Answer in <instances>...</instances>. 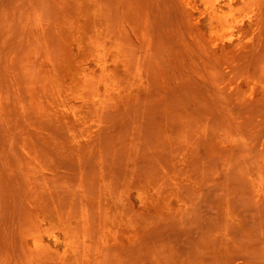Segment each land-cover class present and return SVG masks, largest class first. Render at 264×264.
Segmentation results:
<instances>
[{"label":"rangeland","instance_id":"obj_1","mask_svg":"<svg viewBox=\"0 0 264 264\" xmlns=\"http://www.w3.org/2000/svg\"><path fill=\"white\" fill-rule=\"evenodd\" d=\"M196 1L198 2V9L194 12L193 16L199 18V24L202 30L205 31L207 36H209L211 33L210 31L214 26V22L212 18L209 16L210 14L208 11V7H212V6L219 7L220 8L219 10L221 12L229 11V7L226 5V0H196ZM250 1L252 3L250 2L251 4L245 6L243 11L240 10L241 8H243V3L235 4V8L238 11L237 16L239 17H243L247 13L258 14V11L260 9V14H261L260 16L261 18L263 17L262 19L260 18L261 19L260 24L258 26H255V24L252 25L247 22L244 30L245 31L244 38L251 39L250 44L246 46V48H248L249 50L247 53L250 54L251 51H253V49H256L254 50L256 52L251 53V55L249 56L247 55L248 57H250L249 60L246 58L243 59V54L239 52V50L236 48V45L234 44L229 45L227 49L223 52L224 54L223 62L232 65L238 64L237 65L238 68L236 69L235 67L234 69L235 71L232 69V71L230 72L224 70L222 66L219 65L221 64L219 60L220 57H216V56L220 54L219 53L220 50L216 51L215 53V51L210 50L211 46H205V44L199 43L198 40L201 39L200 35L193 32L194 31L193 26L189 24L191 23V21L188 20L189 16H187L186 13H184L183 11L184 9H183L182 0H107L106 1V3L108 2L110 5V6L107 5V7L109 6L108 7L109 10L113 14L114 13L116 14L114 18L118 16L117 18L119 19L121 15L122 19L120 20L117 19V24L118 25L121 24V26L125 28L122 29L123 32L125 31L128 32V33L125 32V36L127 35L125 39L132 41V42L128 41L129 46H132L130 43H134V45L136 44L135 46L137 47L139 46L138 44H140L136 35L134 34V32L132 31V29L128 24V19L131 17L129 12H132V9L133 11H135V17L138 23L144 25V28L148 33L153 34L154 61L160 64L161 72H162L161 76H157L160 74L159 71L157 72L158 74L155 73V75L157 76L156 80L159 79V82L155 84L156 92L158 93L154 95L155 98L153 97L149 99L151 100L150 105H147L146 107L147 102L144 103L145 108H148L149 106V108L146 111H144L145 110L143 108L144 106L141 105L143 103L141 104L138 103L134 105V107L136 105L138 107L141 106V108H143L142 112H141L142 109L138 111L137 106L135 108L131 107L135 111H132L129 108L131 111H129L128 113V111L126 110L128 114L125 112L124 109L125 112L124 114L130 115L129 116L130 118L128 116L126 117L125 115L123 116L122 115L123 111L120 112V109H117V108H121V110H123L122 109L123 104L119 103L120 106L118 105L119 107L116 106L115 108L118 111V113L120 112V114L118 116L117 115L114 116V113L113 114L111 113L112 115L109 116L108 119H106L105 117L106 113H105L104 116L101 115L103 116L105 121L102 120L101 116L99 118H96L97 120L93 122L96 128L92 129L90 132L87 133L86 132H80V134L79 132L77 133L76 139L79 140L77 145H74V143L70 140L69 143L71 144L69 145L67 143L68 139H66L64 131H62V129L64 130L67 129L66 125H62V127L61 125H57L58 130L59 131L61 130V132L59 133V131L55 126L57 123L55 122L54 126L56 128L55 131L56 134L54 131H52V129L54 130L55 128L51 127V125L47 126L49 127V129L51 128V133L53 132V134L58 135L57 137H55L57 139V142H61L60 141L61 138L65 136V139L67 140V142L66 140H64L65 144L71 147L72 145L74 147L77 146L78 148L81 144L83 145L80 147L82 150L77 149L78 151L76 153L78 154L75 153L76 149L74 147L73 148L75 150L72 148L73 150L71 149L72 150V151L70 150L71 152L70 151H66L64 153L61 152V155L63 156L66 155L65 153L67 154L71 153L73 155V158L70 157L69 160L68 157L71 154H69L68 156L66 155L64 159H62L63 156H61L62 157L61 160L59 159L60 156L58 152L60 153V151L62 150L59 149V147L61 146L60 148H62L64 146L63 148L64 150H66V147L69 146H66L63 142H61L63 146L60 145L59 143L60 146H58V150H57L51 148L48 149L40 144L41 147L43 146L42 149L39 147L38 144L39 151L42 154L43 158H45L44 154H46L45 156L47 161L44 159L46 165L51 161H53V164L55 163L58 166V172L56 165H55L56 168H53L54 165L52 166L51 165L52 162H51L48 165L51 166L52 169H49L50 167H48L47 165L49 172L52 171L51 173L49 172L47 173V176L49 177H47L46 175L42 176L44 177L43 179L45 180H43L42 177L41 179L39 177L40 180L38 179L37 182L41 181L40 184L38 182V186L39 188H41V191L44 190L45 193V195L43 194L44 196H47V193L48 194L51 193L50 195L47 196V198L53 197L55 201H57L58 198L59 199L61 198L62 199L61 205L63 207H67V205L72 204L73 200H74L73 201L74 204L78 202V205H74L75 206L74 210L78 211V213L80 211L79 213L80 215L78 214V219H80L82 216L81 210L83 205L82 206L80 205L84 204L83 200L85 202V199L87 200L88 198L90 199V201L88 199L87 202L89 201L93 205L95 204V208H97L96 206L97 203H94L97 202V200H99L97 198L112 197L115 203H118L119 206L122 205L120 206L121 210H125L124 212L126 211L128 212L129 218L131 217L130 210L131 212L132 211L136 212L131 214L134 215V218H131L134 220L133 223L137 225L135 226V228L132 229V234L134 237V241L136 240L135 242L138 243V245H140L139 248L137 247L136 248L137 251L134 252L135 254H132L134 255L133 258L130 257L131 255L128 256V258L127 256H124L123 259L121 258L122 260L119 258L121 262L116 261L118 260V255L115 259L113 257L114 254L112 255L109 254L112 251L110 250V252H108L107 254H109L108 257L112 256V259L111 258L108 259L110 261H107V263L110 262V264H120V263L121 264L122 263L123 264L125 263L155 264L157 262L161 264V261H158V259L161 258L160 260H162L163 264H213L214 261H216V259H217L216 261L217 263L215 262V264H218L220 262L219 258H221L220 263L225 264L226 262L227 264V261L229 259V258L227 259L226 256L228 254L227 251H229L230 253L239 251L240 253L243 252V254H246L248 252L250 253L249 255L253 253L255 254V256H259L260 254H262L261 252H264V205H263L264 201L262 202L263 203L262 204L260 202L261 199L258 197L257 194L259 182H261L264 185V168L261 169L259 166L258 167L256 166V162H257L256 160H259V158L264 155V152H262L261 147L260 146L257 147L258 145L261 144V142L262 144H264V136L262 138V141L258 140L260 138V135L264 133V131L261 130L264 124V118H263L264 116L262 113V111H264V107H263L264 105L262 107L260 106L262 109L260 111L261 113L260 115L262 117H258L259 113H257L258 114L257 115L256 110L260 109L259 108L260 103H255V102L256 100H259V98L260 100L263 98H261L260 96L259 98L256 97V99L253 100H250L248 98V95H250L249 89L251 85L253 83H256L257 87L260 88L264 78L263 77L264 71L261 72L262 64H260L262 61H264V59L261 60L264 57L262 56L261 59L259 58L261 55H263L261 53H263L264 50L263 48L264 42H261L260 39H258L260 37L259 35L264 32V22H263L264 0H250ZM34 6L36 7V9ZM57 9L58 7L56 6L55 0H0V99L4 98V100H8L9 103H11V108L8 111H4V109L0 108V264H29V262L26 263L27 261H29L28 259L29 257L27 258L26 257L27 253H25L26 252L25 249L26 248L29 249V248L26 244H23V241L21 239H19L21 236L19 234V232L22 231L21 229H23V227L25 226H28L27 223L25 222L26 221L24 217L25 213L23 211L25 210L24 209L25 206L23 205L25 204L23 203L25 197L23 198V196L26 195L24 194V192L27 191V188L24 187H26L27 184L24 181L25 179V174H24L25 163L23 162L24 159L22 155H20L21 153L20 151H18L17 147L14 148L15 147L14 145L18 143L16 138L20 142V139L22 137L20 136V134L16 135L17 137L16 136L12 137V134L14 133L17 134V132L21 130V126H22L21 125L22 120H20V118H18V116H16L14 113L15 112L14 101L16 99L15 95L19 91V89H17L18 85L19 87L25 86L24 88H26V86L28 87L29 85H31V83H33L32 81L34 79L31 80L32 76L35 79H36L35 75L39 76V74L36 73L37 69L35 68V66L29 65L28 63L27 66L24 64V55H23L24 53L28 54L31 51H34L32 49H35L36 47L37 50L38 47L40 49L39 46L40 44L36 40L38 37V40L40 42L39 36L33 38L32 41V39L30 38L31 34L29 33L30 27H32L34 30L36 29L37 23L35 22L34 18L36 16H39L40 19H43L45 24L46 23L48 24V25L46 24V26L47 28L49 27L48 29L51 32L50 35H52L51 38H54L55 40V41L53 40L54 43L52 45L53 47L52 51L54 53H57L55 52L57 48L56 44H58L60 40L63 41L62 36L60 35L59 37V35H57L59 32L58 31L56 32L57 27L55 21L57 19L56 17V13L58 12ZM189 18L192 19V16H190ZM45 20H47L48 22ZM187 20L189 21L188 23ZM120 21L122 23H120ZM52 26H55L54 29ZM54 35L56 36L54 37ZM221 36L222 35L220 36L218 35V38H220ZM56 37H59L60 40L58 38L59 41H56L55 39ZM258 40L260 42L259 45H257L258 47L257 49L255 48V45L258 43ZM133 49L134 50L132 49L130 50L135 52L136 48ZM204 50H206L207 53L209 52V54L205 53L206 51ZM211 51L215 53V54L213 53V55L215 56L211 55L212 54ZM7 52L8 53L11 52L8 55V58L6 57ZM253 54L254 56H252ZM256 56H258L261 62L256 60L258 59ZM210 58L215 59L216 65H214V60L210 61ZM245 59L251 63L248 62L245 63L246 61ZM214 66L216 68H214ZM220 67L221 70L219 69ZM34 68L36 69V71L34 70ZM217 68L220 71H222L221 74H224V71L226 73L222 77L221 75L218 76L220 77V79L217 78V75L220 74V71H218ZM259 68H261L260 73H259ZM217 71L219 73H217ZM258 75L260 76V78H258L257 80L255 78L256 76L258 77ZM250 78L254 80L250 81ZM28 79L29 81L31 80L30 84L27 81ZM214 79L215 80L219 79V80L214 81ZM38 80L39 78L34 81L37 83ZM257 81H259V84ZM216 82L218 83V85H220L218 89H220L221 87L223 88L226 87L225 88L226 91L224 89L225 93L232 91V97L229 98L227 93V97H226L227 99H226L224 97L225 93L221 88L220 91L222 90L221 93L224 94L223 97L226 100L223 101L222 100L223 97L220 96L221 93L219 92L218 89H216L217 87L215 88V85H217ZM240 82L241 84H239ZM208 84L210 85V87ZM212 84L214 87L212 86ZM239 85L242 86L241 91H238L236 93L243 91V93H240L242 94L241 95L242 98L238 100L241 103V99H243L244 97L246 104L245 103H244L245 105L243 103L241 104H243L245 107L241 106V104H239L240 105L239 107V105H237L238 103H236L235 105L226 103L229 101V99L233 100L232 99L233 96L234 98L237 96L234 95L236 93L233 92L234 91L233 89H235L234 86L237 87ZM204 86H206V88L208 87L207 88L208 92L205 91L206 88H204ZM209 88H211L210 89L211 91L209 90ZM214 88L217 91H215ZM256 93L257 91H254V95H256ZM169 94L170 95L173 94V95L170 96ZM24 96L23 98L27 102L28 96L27 95ZM163 97L164 99H162ZM237 98L238 97H236V99H234L233 101L237 100ZM149 100H148V104H149ZM238 100L235 102H238ZM248 100H250L251 106ZM233 101H229L228 103L230 102L233 103ZM263 101L261 100L262 103H264ZM229 107H231V109ZM233 107L235 108L239 107V109H241L242 107V111H243L242 114L241 112H238L239 110L237 109H234L235 111H233L232 109ZM250 109L252 111V114L250 113L251 112ZM116 110L113 109L110 112H114ZM110 112H108L109 115ZM244 113L246 114V116H244L245 115ZM253 113L257 115L256 119L253 118L252 116ZM120 115H122L121 118ZM256 115H254V117ZM249 116H251L252 118L251 117L249 118ZM123 117L125 120L126 118H129L128 121L131 124L130 123L127 124V121L126 122L123 121L124 120L122 119ZM250 119L254 120V121L252 120L254 122L253 124ZM100 120H102L101 124H100L101 122ZM239 120L240 122L243 121V123L244 122L245 123L244 124L242 123L243 124L242 125L239 122ZM257 120H259V122ZM132 122L134 123V125L136 124L137 128L136 126L135 127L133 126ZM208 122L211 125V127L208 124ZM237 122L238 124L243 126L241 128L244 129L241 130L243 132H248L250 135L249 134L245 135V133L241 134L243 132L238 131L240 130L238 127L240 125H238ZM115 123H117V125ZM114 124L116 126H114ZM236 124L238 126H236ZM260 124H262V126ZM126 125H127V129L123 128L126 127ZM142 125H145V127H143ZM207 125L208 128L210 127L211 129V131L210 129L208 130L210 131L208 133L211 134L210 136L214 140V142L215 143L218 142L226 149L229 148L232 145V141L233 140L236 141L237 138L244 141V143L247 146H249L248 145L249 143L250 145H252V148L257 147L258 149L257 148H256L257 150L254 149L255 151L254 150L253 151L255 152V154L252 155L253 154V152H251L252 150L251 151L249 150L251 146L245 147L244 143H242L241 141V143L243 144V148L242 146H240L241 144L240 145L237 144L236 147L238 148L239 145L240 146L239 148H241L238 149V151L235 150V152L231 151L230 153L229 152L226 153L228 150L227 149L225 150L226 152L224 153V149H223L222 151L220 150L221 153L218 156L220 151L219 149H217L218 151L212 152L213 153L212 156L210 154L211 153L210 151L214 149V147L213 145L206 143L207 139L204 137V135H206L204 133L206 132H203L205 130V127H207ZM234 125L236 128H234ZM128 126L130 127L128 128ZM229 126H231L232 128L231 130L230 128H228ZM106 127H108L107 131L105 130ZM254 127L256 134L259 133L258 131L262 132V133L260 132L259 133L260 135L259 136L257 135V137H255L256 134L253 129ZM249 129L252 130V132H250ZM104 131L105 133L107 132L109 134L107 135L104 134ZM165 131L169 133L167 134ZM234 131L238 132L239 134V135L237 133L235 134L237 135V138L234 135ZM100 132H103L102 134L104 135H102ZM59 134H62L61 138H59L60 137ZM83 134L87 138L90 137L89 139L92 138L93 144L91 143V140L87 138H83ZM10 136L12 140H10ZM101 136L104 139L103 138L100 139ZM199 136L200 139L201 136H203V139H201L200 142H202L203 143L202 145L205 147L206 145H208L206 147V150H208L209 153L204 150L205 147H203L202 145H201L202 146L201 150L199 149L200 147L197 148L200 150V152L199 150H195L196 149L195 143H199L200 140L198 139ZM79 137H81V139H79ZM233 137H235L236 139L235 138L232 139ZM249 138H252L253 142H257V143L251 142L252 139ZM58 139L60 140L58 141ZM170 140L172 141L170 142ZM7 141L8 142L13 141V142L8 143ZM235 141L233 143L239 142L238 140L236 142ZM89 142L91 143V145ZM253 144L254 145L257 144V146L256 145L254 146ZM168 145L169 146L171 145L172 149L171 147H168ZM210 146H212V149L210 148ZM181 147L183 150H181L182 152L180 151V155H179L178 149L180 150ZM186 147L189 149L186 150ZM44 148L48 151V153ZM246 148L249 150V153L248 151L245 150ZM16 149L18 152L17 151L15 152ZM99 149H101V151ZM170 149L173 150L174 153L171 152L172 153L171 154L169 152L171 151ZM49 150L53 152L51 153V151L49 152ZM54 150L58 152L54 153ZM80 150L82 152L81 154L79 152ZM185 150L186 151L192 150V152H189V155L191 154L192 157L189 156ZM44 151L46 152L44 153ZM97 151L99 153H97ZM196 151H198V154L195 153ZM212 151H215V149ZM217 152L218 154H215ZM3 153L5 154L3 155ZM10 153L13 154L14 159L10 158V156L12 157ZM195 154L197 158L196 157L194 158ZM50 155L52 159L49 161ZM171 155L173 158L171 159L172 161L169 160L171 158ZM186 155L188 156L186 157ZM248 156L250 157L247 158ZM66 157L67 160L70 162L66 160ZM74 157L76 159H74ZM183 157L186 160H190V159L191 161L193 160L192 162L194 164L193 166L191 165L192 168L190 167L191 168L189 169L190 171L187 170L189 172H186L185 169H181L177 167L176 169H179L178 171L173 169L177 180H174L173 178L171 179L168 178L166 180L161 179L155 183L151 182L153 175L156 174L159 175V173L162 174L163 173L162 171H164L166 167L169 168L172 167L171 163L173 161L178 162ZM78 158L79 159L81 158L80 161ZM156 158L158 161L156 160ZM9 160H11L10 161L11 163L9 162ZM71 160L72 161L78 160V164L77 162L73 163ZM20 161L24 165L21 164ZM67 162L70 163V165ZM16 163L20 165H16ZM9 165L10 166L12 165L11 167L15 169L10 168ZM19 166L21 168L24 167V169H21ZM7 169L11 171L7 172ZM55 169H56V173H54ZM79 169H82L81 171L83 170L86 171V173H84V171L83 173L79 172ZM17 170H19L18 171L19 174L17 173ZM12 171L14 175H11ZM173 171H171L172 174ZM179 171L182 172L181 173L183 174V176L181 175L182 177H179L180 176ZM3 173L5 174V177L8 176L10 180L6 179L5 177L2 178L4 176ZM79 173L80 174L82 173L81 176L79 175ZM20 174L24 176L22 177ZM84 174H86L85 178L84 176H82ZM12 176L14 177V179ZM20 177L23 179H21ZM81 177H83L82 178L83 183L80 180ZM48 178L49 179L53 178V179L50 182ZM46 180L47 182H44ZM47 184H51V185L47 187ZM53 184L54 187H52ZM44 185H46L45 188ZM50 186L53 188L50 190L51 191L53 190L54 196L52 195V192L49 193ZM254 186H256V188H254ZM81 189H82V193H81ZM144 189H148L147 196L148 193L149 196L153 194L152 200H148L145 203L142 202L140 196V194H142V190ZM253 189H255V191H253ZM45 190H48L47 193ZM158 190H162L163 192L165 191L166 196L162 195L163 197L158 198L157 196V193L159 192ZM60 191L62 192L64 191V193L66 194L60 193ZM57 192L60 194L56 196L55 193L57 194ZM85 193L87 196L85 195ZM61 194L63 195L61 196ZM81 195L82 196L85 195L84 197L86 198L83 197L81 199L82 197ZM69 196L73 197L72 201H69V199H71ZM256 197L259 198V200ZM59 199L58 202L61 201ZM80 199L82 202L80 201ZM126 199L127 200L129 199L131 203L129 201L128 203ZM21 200L23 202H21ZM66 200L69 201L70 203L69 202L67 203ZM64 201L65 203H63ZM148 202H149L148 209H150L149 213L147 207L145 206L146 204H148ZM259 202L263 206H261ZM180 206L182 207L180 208ZM90 207H91V209L89 208L90 211L92 210L91 212H93V213L90 212V214L93 215L91 217L95 221V219H97L96 215H98L96 211L97 209L92 207V205ZM144 207L146 209H144ZM176 208H180V209H176ZM163 209L164 212L160 213L161 215L158 216V214L155 213L156 210H163ZM93 210L96 212H94ZM75 211L73 213L76 214L73 215H75L77 218V212ZM139 214H141V217ZM164 214H167V216H165ZM126 215L124 217L128 218ZM146 215L149 216L146 217ZM44 225L46 227V224ZM131 227L133 226L131 225ZM26 228H24L23 230L27 231L28 228L27 229ZM24 231H22L21 233H24ZM17 234L19 235L18 236L19 238L15 237L17 236ZM43 235L45 242L48 245L52 246V248L60 247V243L58 244L52 238H50L46 230L43 232ZM16 239L18 241L21 240L22 245L19 243L20 241L18 242L20 245H18ZM14 240L15 242H13ZM14 243L17 245H15ZM142 243L144 244V246H141ZM20 246H23V248H25L26 246L27 247L25 249H21ZM136 246H134L133 244V246L131 247L135 248ZM146 246L148 249H144V247ZM60 249L63 248L60 247ZM92 250L95 251L97 249L96 248L94 249L92 247ZM93 251L90 250V253L92 255H94ZM244 251L247 252L244 253ZM257 251H259L260 253ZM113 252L114 250L112 251V253ZM219 254H221V257L218 256V258H215ZM229 254L228 257H230L233 253L230 256ZM105 256L107 255H104V257ZM213 256L215 258L214 261H212ZM260 256H264V255L262 254ZM260 256L258 258V260L260 261L258 262L264 264V257L262 262L261 261L262 257L260 258ZM25 257L27 258V260ZM129 258H132V260H129ZM233 258L234 257L232 256V258L230 259ZM114 259L115 261H112ZM124 259L126 260L128 259L127 262L124 263L123 262ZM154 260L156 262H154ZM250 260L249 263L255 264L256 261L255 259L252 258ZM253 260L255 261L252 263Z\"/></svg>","mask_w":264,"mask_h":264},{"label":"bare ground","instance_id":"obj_2","mask_svg":"<svg viewBox=\"0 0 264 264\" xmlns=\"http://www.w3.org/2000/svg\"><path fill=\"white\" fill-rule=\"evenodd\" d=\"M106 1L107 0H55L56 6L58 7V9H57L58 12L56 10L57 19L55 21L56 27H57L56 32L58 31L59 33L57 35H59V37L61 35L63 38V41H61L59 37L55 38L56 41L60 40L58 42V44H56L58 49L56 48L55 52H57V53H54L52 51L53 50L52 45H53L55 40H54V38H51L52 35H50L51 32L48 29L49 27L47 28V26H46L47 23L45 24L43 19H40L39 16L35 15L36 17L34 18V20L37 23L36 29L34 30L32 27H30V30H29V33L32 35L31 36L29 34L32 41H33V38H36V36H39L40 42L38 40V37L36 40L40 44L39 45L40 49L38 47V50H37V47H36L35 49H32L34 51H31L28 54L24 53L23 54L24 55V64L27 66V63H28L29 65L35 66V68L37 69L38 72L36 71L35 68H34V70L36 71V73L39 74V76L35 75V77H36V79L39 78V80L36 83L34 81L36 79L33 78V76H32L31 80L34 79L32 81L33 83H31V85H29L30 81H31V80L29 81V79H30L29 78L27 80L29 82L28 87L26 86V88H24L25 86L19 87V85H18L17 89H19L20 92L18 91L19 93L17 92L15 95L16 99L14 101L15 102V105H14V111L15 112L14 113L16 116H18V118H20V120H22L21 121L22 126H21V130L19 132H17V134L16 133L12 134V137L16 136L18 134H20V136L22 137L21 138L22 140L20 139V142L16 138L17 136L15 137L17 142H18L17 143L18 145L15 144L14 148L17 147L18 151H20V153H21V154L20 153H18V154L22 155V157L24 159L23 162L25 163V165L23 163H21V161H20V163L25 166V169H24V167H22V168L20 166L19 167L21 169H24V174H25L24 181L27 184L26 187H24V188H27V191L24 192V194H26V195L23 196V198L25 197V199L23 200V198H22V200L24 202L22 200H21V202L25 203V204H23L25 206V207L23 206L25 209L23 211L25 213V215H24L25 220H26L25 222L28 225V226L23 227V229L26 227L28 229L26 228L27 231H24L23 229H21L22 231H24L25 234L21 233L22 232L21 231V232H19V234L21 235L20 238L18 237L19 236L18 234L15 237H18L19 239H21L23 241V244H26L28 246V248L30 249V250L27 249L26 248L27 246L25 247L26 249L23 248V246H25V245L20 246L21 249L26 250V252L24 250L23 251L25 253H27L26 257L27 258L29 257L28 258L29 261L26 262V263L29 262V264H110V262L107 263V261H110V260H108L110 258L112 259V256H111L112 254H114L113 257L115 259L118 255V260H116V261L121 262V260L124 258V256H127V258H128V256L131 255L130 257L133 258L134 255H132V254H135L134 252L137 251L136 248L137 247L139 248V246H140V245H138V243L135 242L136 240L134 241V237L132 234V229L135 228V226H137V225H135L133 223L134 220L131 218H134V215H131V214L136 213V212H133V211L131 212V210H130V216L131 217L129 218L128 212L127 211L124 212L125 210H121L120 206H122V205L119 206L118 203H115V201L112 199V197H99V198H97L99 200L95 199V200H97V202H94V203H97L96 204L97 208H95V204L93 205L92 203H90L89 202L90 199L88 197L87 198L89 199V201L87 202L88 199L87 200L85 199V202L83 200L84 204H81V202H82L81 199L86 195V193L83 196L81 195L82 197L80 199V201H81L80 206L83 205L84 207L82 206V210H81L82 216H81V218L79 217L80 219H78V214L80 213V211L78 213V211L74 210L75 209L74 205H78V202L75 201L77 203L74 204V202H73L74 200L72 201L73 197L69 196L71 199L68 198L69 201H72V204L67 205V207H63L61 205V203H62L61 198L59 199L58 197H55V198H58L59 200H61L59 202H58V199H57V201H55V199H53V197L47 198V196L51 194L50 192H52V195L54 196L53 190L52 191L50 190V189H53L52 187H54V184L52 185V187L50 186L51 188L49 187V190H50L49 193L50 194L47 193L48 190H45L47 193V196H44L45 195L44 190L41 191V188H39V186H38L39 181L37 182L39 177L41 179L42 176H45V175L47 176L49 169H52V167L48 165L51 162H52L51 165L52 166L54 165L53 168L57 167V172H58V166L55 163L53 164V161H51L50 163L47 162L48 167H50L48 169L46 162L44 161V159L47 161L46 156H45L46 154H44L45 158H43L42 154L39 151V147L42 148L43 146H45L48 149L51 148V149H57L58 150V146L62 145L61 142H63L65 144L64 140H66V139H68V142H67V140H66V142L69 145L71 144V143H69V140L72 141L74 143V145H77L78 141H79L76 139L77 133L78 132H79V134H80V132H86L87 133V132H90L92 129L96 128L94 123H93L95 120H97L96 118H99L101 115L104 116L106 113L105 117H106V119H108V117L111 116L113 113H114V116L115 115L118 116L120 114V112H122V111H123L122 112L123 116L125 115L126 117L127 116L129 117L130 115L124 114L126 112V110L128 111V113L131 110L135 111L131 107L135 108L137 105L135 107H134V105L138 104V103L139 104L143 103L141 105L144 106V103L147 102L146 103V107H147V105H150L151 100H149V99L153 98L154 95L158 93V92H156L155 84L157 82H159V79L156 80V78H157V76H161L162 72H161L160 64H158V63H156V61H154V53H153L154 36H153V34L148 33L146 31V29L144 28V25H141V23L140 24L138 23V21L135 17V11H133V9H132V12H129L131 17L128 19V24H129L130 28L132 29V31L134 32V34L136 35L138 41L140 42V44H138L140 47L135 46L136 44L134 45V43H130L132 46H129L128 41L130 42L131 40L125 39V37L127 36V35L125 36V32L126 33H128V32L127 31L123 32L122 29L124 27L121 26V24L120 25L117 24V19H118L117 17L118 16H116V18H114L116 14L115 13L113 14L109 10L108 7L110 5L108 2H107L108 3L107 4ZM182 2H183V9H184V10L183 9L182 10L184 11V13H186V15L189 17L192 16V19L188 17V20H190L192 23V24L191 23H189V24L193 26V29H194L193 32L200 35L201 39L198 40L199 43L205 44V46H211V48L209 47L210 50L215 51V53H216V51L220 50V52H219L220 54H218V56H216V57H220L219 60H220L221 64H219V65H221L224 70L230 72V71H232V69L234 70L235 67H236V69L238 68V66H237L238 64L232 65V64H226V62H223V56H224L223 52L227 49V47L229 45H231V44L236 45V48L239 50V52L241 54H243V59L246 58L249 60L250 57H248V56L251 55V53L256 52V51H254L256 49H253V51H251L250 54L247 53L249 50H248V48H246V46L248 44H250L251 39L244 38V35H245L244 30H245V25L247 22L252 24V25L255 24V26H258L260 24L261 19L263 18V17L261 18V16H260L261 15L260 9L258 11V14L257 13H247L243 17H239V16H237L238 11L235 8V4L243 3V8L240 9L241 11H243L245 6H248L249 4L252 3L250 0H226V5L229 7V11H224V12H221L219 10L220 9L219 7H214V6L208 7V11L210 14L209 16L212 18V20L214 22V26L212 27V29L210 31L211 33L209 36H207L205 31L202 30V28L199 24V18L193 16L194 12L198 9V2L196 0H182ZM107 5H109V6L107 7ZM35 9H36V7H35ZM124 9H125V7H124ZM246 11H249V10H246ZM34 12H35V10H34ZM36 12H37V10H36ZM113 12H114V10H113ZM253 12H255V11H253ZM262 16H263V14H262ZM120 17H121V15H120ZM120 17L118 20L122 19V17L121 18ZM124 17H125V15H124ZM185 19H186V17H185ZM115 20H116V22H115ZM188 20H187V23L189 22ZM45 21H47V20H45ZM263 22H264V19H263ZM120 23H122V22L120 21ZM52 27L54 29L55 26H52ZM263 34H264V32L262 34H260L259 35L260 37L258 38V39H260L261 42H264V37H263L264 35ZM218 35L219 36L222 35V36L220 38H218ZM55 36L56 35H54V37ZM58 38H59V40H58ZM129 38H130V36H129ZM260 41L258 40V43L255 45V48L258 49L257 45H259ZM130 47H132V48H130ZM133 48H136L135 52L132 51V50H134ZM263 48H262V50H263ZM130 49H132V50H130ZM204 51H206V50H204ZM10 53L11 52L6 53L7 58H8V55ZM133 53H135V54H133ZM205 53H207V51ZM213 53L214 52H212L211 55H213ZM207 54H209V52ZM261 54H263V55H261L259 57L260 59L262 56L264 57V50H263V53H261ZM213 56H215V55H213ZM252 56H254V54ZM256 57L258 58V56H256ZM259 58L258 59L254 58V59H256L257 61H260V62H261V60L264 59V58H262L260 60ZM212 60H214V65H216L215 59L210 58V61H212ZM246 62H248V61L246 60L245 63ZM248 63H251V62H248ZM260 64H262L261 65L262 71H261V68H259V73H260V71L261 72L264 71V61H262ZM214 68H216V67L214 66ZM219 69L221 70V67ZM219 69H218V71H220ZM29 71H30V69H29ZM158 71L160 74L156 76L155 73H157ZM218 71H217V73H219ZM215 72H216V70H215ZM221 72L222 71H220V74L217 75V78H219V79H220V77H218V76L221 75V77H222V76H224V74H226L225 71H224V74H221ZM31 75H33V74H31ZM259 75H258V77L256 76V78L255 77L254 78L258 80V78H260ZM251 78H250V81L254 80ZM215 79H216V76H215ZM215 79H214V81L219 80V79H217V80H215ZM257 82L259 84V81H257ZM239 84H241V82ZM212 86H213V84H212ZM219 86L220 85H218V83H217V85H215V88L217 87L216 89H218ZM209 87H210V85H209ZM234 87H235V89H233L234 90L233 92L236 93L238 91H241V88H242L241 85H239L237 87L234 86ZM204 88H206V86H204ZM204 88H203V90H204ZM207 88L205 89V91L208 92ZM215 88H214V90L217 91ZM221 88L224 91V89L226 87L225 88L221 87ZM210 89L211 88H209V90ZM220 89H218V90L221 93L222 90L220 91ZM225 91H226V89H225ZM225 91H224V93H225ZM249 91H250L249 92L250 95H248V98L250 100L256 99V97L259 98V96L264 99V78H263V82H262L260 88L257 87L256 83H253L251 85ZM254 91H257L256 95H254ZM227 93H228L229 98H231L232 97V91L226 92L225 96L223 93H221L222 95L220 94V96H222V97L224 96L226 98ZM240 93H243V91L236 93V94L233 93L235 96L237 95L236 96V97H238L237 100L238 99L240 100V98H242L241 97L242 94H240ZM22 95L28 96L27 102L24 100L25 96L23 98ZM171 95H173V94H171ZM238 95H240V96H238ZM224 97L222 99L223 101L225 100ZM236 97L234 98V96H233L232 99L234 100V99H236ZM162 99H164V97ZM244 99H245L244 97H243V99H241V103H243V104L245 103ZM263 99H261V100L263 101ZM148 100H149V104H148ZM233 100L229 99V101H233ZM237 100H235V101H237ZM239 100H238V102L233 101V103H231V102L228 103L229 102L228 101L226 103L232 104V105H235L236 103H238L237 105H239V104H241L239 102ZM250 100H248L249 104H250ZM261 100L259 98V100H256V102H255V103H260L259 104L260 109L256 110L257 111L256 114L259 113V115L261 114L260 113V111L262 110L261 107L264 105V103H262ZM246 101H247V99H246ZM115 102H118V103H115ZM119 103L123 104L122 105L123 110H121V108H117V109H120V112L118 113V111L116 110L115 107L118 106ZM251 103H252V101H251ZM243 104H241V106H244L246 103L244 105ZM131 105H133V106H131ZM250 106H251V104H250ZM257 106H258V104H257ZM139 107H140V109H139ZM139 107L137 106V109H138V111H140L142 109L141 112L143 111V108L145 109L144 111H146L149 108V106H148V108H145V106L143 108H141V106H139ZM231 107H229V108L231 109ZM235 107L232 108L233 111H235L234 109H237V110H239L238 112H241V114H242V112H243L242 107H241V109H239L240 105L237 108H235ZM0 108L4 109V111H8L11 108V103H9L8 100H4V98H2V99H0ZM113 109L116 111L110 112ZM124 109H125V112H124ZM250 111H251V109H250ZM108 112H110V115ZM115 113H118V114H115ZM250 113L252 114V111ZM254 113L252 116H253V118L256 119L258 114L256 115ZM262 113L264 116V111H262ZM122 115H120V118ZM243 115H242V117H243ZM254 115H256V116L254 117ZM259 115H258V117H262L261 115L260 116ZM103 116H101L102 120H104ZM244 116H246V114ZM250 117L251 116H249V118ZM129 118H126V120H125L123 117L122 119H124L123 121H125V122L127 121V124H128V123H130L128 121ZM243 119H244V117H243ZM102 120H100L101 121L100 124L102 123ZM240 120H239V122H240ZM252 120H251V122L253 124L254 120L253 121ZM257 121L259 122V120H257ZM55 122L57 123L56 125L54 124ZM230 123H231V121H230ZM240 123L242 124L243 121ZM115 124L117 125V123H115ZM115 124H114V126H116ZM208 124H209V122H208ZM237 124H238V122H237ZM237 124H236V126L240 125V124H238V125ZM50 125L53 128H55V126L57 128V125H61V127H62V125H66L67 129L66 128H65L66 130L62 129V131H64L66 139H65L64 135H63L64 137H62L64 139H62L61 138L62 134H59V136H60L59 138H61V140L58 139V141L60 140L61 142H57V139L55 138L58 136V135H55L56 134V132H55L56 128L54 130L52 129V131L55 132V134H53V132L51 133V128L49 129V127H47ZM228 125H230V124H228ZM242 125L238 126L240 129V130H238L239 132H243L242 130L244 128H241V127H243ZM260 125L262 126V124H260ZM133 126L135 127L136 124L134 125V123H133ZM142 126L145 127V125H142ZM142 126H140V127H142ZM108 127H106V129H105L106 131H107ZM129 127L130 126H128V128ZM210 127H211V125H210ZM210 127L208 128V125H207V127H205V130L203 132H206V133H204V134H206V135H204V137L207 139L206 143L213 145V147L215 149V151H212L214 149H212V146H210V148L212 149V150L210 149L211 155L213 154L212 152L218 151L217 149H219V151L220 150L222 151L224 149V153L226 152L225 150L228 149L226 153H228V152L230 153L231 151L235 152V150L238 151V149H241V148H239L240 146H242V148H243L242 143H244V141H242L241 139H238L237 135H235L236 133L238 134V132L234 131V135L236 136L237 139L235 137H233L232 139L235 138L236 141L238 140L240 143L239 142L233 143L235 140H233V141L231 140L232 145L226 149L222 145H220L218 142L215 143L214 140L211 138V136H210L211 134L208 133L211 131ZM262 127L263 128H261V130L264 131L263 130L264 124ZM112 128H113V126H112ZM123 128L127 129V125H126V127H123ZM136 128H137V126H136ZM228 128H230V130L232 129L231 126H229ZM234 128H236L235 125H234ZM154 129H155V127H154ZM209 129H210V131H208ZM253 129L255 132V127ZM57 130H58V128H57ZM139 130H140V128H139ZM58 131H57V133H58ZM244 131H246V130H244ZM60 132H61V130L59 131V133ZM250 132H252V130H250ZM258 132L260 133L261 131H258ZM100 133L102 134L103 132H100ZM244 133H245V135L249 134L248 132H243L241 134H244ZM259 133L256 134V132H255V134H256L255 137H257V135L259 136L260 135ZM104 134L107 135L109 133H107V132L105 133V131H104ZM104 134H102V135H104ZM234 135H232V136H234ZM263 136H264V133L262 135H260L261 139L259 138L258 140L262 141ZM83 138H87V137H85L83 134ZM89 138L90 137H88L87 139H89ZM101 138H103V137L101 136L100 139ZM79 139H81V137H79ZM198 139H200V136ZM201 139H203V136H201ZM201 139L199 140V143H201V144L195 143L197 146V147L195 146V148H196L195 150H199V149L201 150V147L203 146L202 145L203 143L200 142ZM249 139H252V138H249ZM10 140H12L11 136H10ZM89 140H91V143L93 144L92 138ZM98 140H99V138H98ZM171 141L172 140H170V142ZM241 141H242V143H241ZM11 142H13V141H11ZM11 142H8V143H11ZM251 142H253V139L251 140ZM8 143H6V144H8ZM59 143H60V145H59ZM91 143H90V145H91ZM253 143H257V142H253ZM38 144H39V147H38ZM40 144L43 146L41 147ZM188 144H189V142H188ZM192 144H193V142H192ZM237 144H239V145L241 144V145L240 146L238 145V148H237L236 147ZM65 145L69 146L67 144H65ZM82 145L83 144H81L79 146V148L77 146H76L77 147L76 148L72 145V147L71 146L66 147V150H64V148H63L64 146L62 145L63 149L60 148L61 146L59 147V149H61L62 151H60V153H59L58 151L54 150V153L58 152V154L60 156L59 159H61L62 158L61 156H63V155H61V152L64 153L66 151H70L74 147L76 150L74 148L73 149L75 150V153H76L79 149H81L80 147ZM248 145L249 146H247L244 143L245 147L251 146L249 150L250 151L252 150L251 151V152H253L252 155L255 154L254 149H256L259 146L261 147L262 152H264V144H262V142L258 146H257V144H255L257 146L256 148L255 147L252 148V145H250L249 143H248ZM193 146H194V144H193ZM207 146L208 145H206V147ZM166 147H167V145H166ZM168 147H171V145L170 146L168 145ZM191 147H190V149H191ZM198 147H200V148L197 149ZM203 147H205V146H203ZM206 147H205V149L204 148H202V149H204L206 152H208V150H206ZM235 147H236V149H235ZM17 149L15 150V152L17 151ZM67 149H69V150H67ZM171 149H172V147H171ZM187 149H189V148L186 147V150ZM81 150L79 151L80 154L82 153ZM99 150L101 151V149H99ZM181 150H183L182 147L180 150L178 149L179 155H180ZM200 150H199V152H200ZM245 150L248 151V153H249V150L247 148ZM8 151H9V148H8ZM46 151H44V153ZM50 151L51 150H49V152ZM221 151L219 152V154H218V152L215 154H218V156H219ZM42 152H43V150H42ZM52 152L53 151H51V153ZM169 152L171 153V152H173V150H171ZM186 152L189 155V152H192V150L191 151L189 150ZM47 153H48V151H47ZM97 153H99V152L97 151ZM195 153L198 154V151H196ZM248 153H247V155H248ZM4 154L5 153H3V155ZM58 154H57V156H58ZM65 154L68 156L71 153H69V154L65 153ZM76 154H78V153H76ZM196 154L194 155V158L195 157L197 158ZM215 154H214V156H215ZM6 155H7V153H6ZM11 155H12V157L10 156V158H13V154H11ZM71 155H69L68 160L70 159V157L73 158V155L72 156ZM188 155H186V157ZM53 156H55V155H53ZM65 156H63L62 159H64ZM138 156H139V154H138ZM189 156H191V154ZM49 157H50V159H49V161H50L52 159V157H51V155ZM143 157H145V156H143ZM191 157H188V158H191ZM249 157L250 156H248L247 158H249ZM158 158H159V156H158ZM74 159H76V158L74 157ZM80 159H79V161H80ZM143 159H142V161H143ZM171 159H173L172 155H171V158L169 160H171ZM7 160H8V158H7ZM66 160H67V157H66ZM156 160H157V158H156ZM10 161L11 160H9V162ZM18 161H19V159H18ZM192 161H191V159L186 160L184 157L178 162L173 161L171 163L172 164L171 168L165 166L167 169L165 168V170L162 171L163 172L162 174H160V173H159V175L156 174L157 176L153 175L151 182L155 183L161 179L166 180L168 178H170V179L173 178L174 180H177V178L175 177L173 169L178 171L179 169H176V168L179 167L181 169H185L186 172H189L190 171L189 169H191L193 164H194ZM256 161H257L256 162L257 167L259 166L261 169L264 168V155L261 156L259 158V160H256ZM5 162H6V160H5ZM16 162H17V160H16ZM68 162H70V161H68ZM72 162L73 163L77 162V164H78V160L77 161L74 160ZM81 162H82V160H81ZM191 162H192V164H191ZM14 163H15V161H14ZM176 163H177V165H176ZM68 164L70 165V163H68ZM79 164H80V162H79ZM16 165H20V164L16 163ZM16 165H14V166H16ZM55 165H56V167H55ZM11 166H10V168H12ZM16 167H18V166H16ZM64 168H65V166H64ZM12 169H15V168H12ZM16 169H18V168H16ZM19 170H17L18 174H19V172H18ZM81 170L82 169H79V172L83 173L84 170L83 171H81ZM187 170H189V171H187ZM8 171H11V170L7 169V172ZM171 171H173V174L171 173ZM180 171H179V173H180L179 177H182L183 174H181L182 172H180ZM51 172L52 171H50L49 173H51ZM11 173H12L11 175H14L13 171ZM54 173H56V169H55ZM84 173H86V171H84ZM21 174H23V173H21ZM81 174L79 173L80 176H81ZM7 175H8V173H7ZM20 175H17V176H20ZM85 175L86 174H84L82 176H84V178H85ZM4 177H5V174L2 178H4ZM7 177H5V178L10 180V178L9 177L7 178ZM47 177H49V176H47ZM43 178L44 177H42V179ZM82 178L83 177L80 178L81 181H82ZM13 179H14V177H13ZM21 179H23V178H21ZM52 179H49V181L51 182ZM43 180H45V179H43ZM40 182H39V184H40ZM44 182H47V180ZM8 183H9V181H8ZM82 183H83V181H82ZM51 184H47V187ZM253 185H256V184H253ZM45 186L46 185H44V188H45ZM254 188H256V186H254ZM147 190L148 189L142 190V194H140L143 203H145L148 200H152V198H153V194H151L149 196V193H148V196H147ZM158 191H159L157 193L158 198L166 196L165 191L164 192L162 190H158ZM253 191H255V189H253ZM54 192H56V191H54ZM58 192H57V194L55 193L56 196L60 193H64V191L63 192L60 191V193H58ZM81 193H82V189H81ZM64 194H66V193H64ZM257 194H258V197L261 199L260 202L262 203L264 201V185L261 182H259ZM62 195L63 194H61V196ZM84 198H86V197H84ZM259 198H257V199L259 200ZM66 199H67V197H66ZM92 200H94V199H92ZM69 201H67V203ZM128 201H129V199L127 200V202ZM129 202L131 203V201H129ZM63 203H65V201ZM122 203H124V202H122ZM261 203H260V205H261ZM91 205H92V207L97 209L96 211H97L98 215H96L97 219H95V221L91 217L93 215L90 214V212L92 211V210L90 211ZM124 205H126V204H124ZM263 205H261V206H263ZM145 206L147 207V210L149 213V210H150V209H148L149 202ZM181 207L182 206H180V208ZM180 208H176V209H180ZM144 209H146V208L144 207ZM79 210H80V208H79ZM74 211L77 212V218L75 215H73V214H76V213H73ZM96 211H94V212H96ZM122 211L124 212V214ZM163 212H164V209L155 211V213H157L158 216L161 215L160 213H163ZM170 212H172V211H170ZM91 213H93V212H91ZM169 214H171V213H169ZM104 215H105V217H104ZM125 215L128 218L124 217ZM139 215L141 217V214H139ZM164 215L167 216V214H164ZM148 216L146 215V217H148ZM102 217H103V220H102ZM144 218H145V216H144ZM128 219H130L131 221ZM44 224H46V227ZM131 225L133 227H131ZM45 230L48 233V235L50 236V238H52L56 243H58V244L60 243V247H62L63 249H60V247L59 248H52V246L48 245L45 242L44 235H43V232ZM21 240H19L20 242L18 240L16 242L17 243L19 242L21 244ZM13 242H15V240ZM133 242H135L136 244ZM19 243H18V245H20ZM146 243H145V245H146ZM133 244H134V246H136V245H138V246H136L135 248H132L131 246H133ZM15 245H17V244H15ZM141 246H144V244L142 243ZM92 247L94 249L95 248L97 249V250H95L96 254H95V251L92 250ZM140 249H142V248H140ZM144 249H148L147 246L144 247ZM249 249H251V248H249ZM27 250H28V252H27ZM90 250L93 251L94 255H92L90 253ZM110 250H112V251L114 250V252L112 253V251L110 252ZM252 250H254V249H252ZM108 252H110L109 254H111L110 255L111 257H108L109 256V254H107ZM227 252H228V254L230 253L229 251H227ZM246 252L247 251H244V253H246ZM257 252H259V251H257ZM232 253L229 254V256L232 254L230 257H228V254L226 255L227 259L229 258L227 261V264H247V263H249V260L252 258L255 259L257 261V263H259L258 262V261H260V260H258L259 256L262 254L264 255V252H261L262 254H260L259 256H255V254H253V253H251V255H249L250 253H248V252H247L248 254L247 253L243 254V252L240 253L239 251L238 252H232ZM28 254H29V256H28ZM148 254H150V253H148ZM104 255H107V256L104 257ZM214 256L212 257V259H213L212 261H214L215 258H218V256L221 257V254L217 255L215 258H214ZM232 256L234 258L230 259V258H232ZM263 257L264 256H260L262 262H263ZM27 258H26V260H27ZM119 258L120 259L122 258V259L120 260ZM132 258H129V260H132ZM100 259H102V260H100ZM115 259L112 261H115ZM160 259H158V261H161V264H163L162 260H160ZM219 259L221 262V258H219ZM125 260L126 259L123 260L124 263L127 262L128 259L126 261ZM155 260H154V262H156ZM255 260H253L252 263ZM216 261H217V259H216ZM216 261H214L213 264H215ZM256 261H255V264H257ZM220 262L218 264H221ZM250 262H251V260H250ZM127 264H130V263H127ZM155 264H159V263L156 262ZM225 264H226V262H225ZM249 264H251V263H249ZM261 264H263V263H261Z\"/></svg>","mask_w":264,"mask_h":264}]
</instances>
